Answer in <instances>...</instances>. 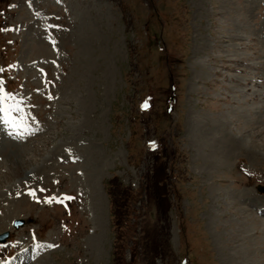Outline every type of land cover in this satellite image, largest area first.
Returning a JSON list of instances; mask_svg holds the SVG:
<instances>
[{
  "label": "rangeland",
  "instance_id": "rangeland-1",
  "mask_svg": "<svg viewBox=\"0 0 264 264\" xmlns=\"http://www.w3.org/2000/svg\"><path fill=\"white\" fill-rule=\"evenodd\" d=\"M0 89V264H264V0H0Z\"/></svg>",
  "mask_w": 264,
  "mask_h": 264
},
{
  "label": "snow or ice",
  "instance_id": "snow-or-ice-1",
  "mask_svg": "<svg viewBox=\"0 0 264 264\" xmlns=\"http://www.w3.org/2000/svg\"><path fill=\"white\" fill-rule=\"evenodd\" d=\"M11 98L8 93L0 89V112L3 113V120L11 128L20 130L29 127L23 119H19L12 114L13 109L19 111V105H8L6 100ZM147 107V104L144 105ZM154 146V144H153Z\"/></svg>",
  "mask_w": 264,
  "mask_h": 264
},
{
  "label": "bare ground",
  "instance_id": "bare-ground-1",
  "mask_svg": "<svg viewBox=\"0 0 264 264\" xmlns=\"http://www.w3.org/2000/svg\"><path fill=\"white\" fill-rule=\"evenodd\" d=\"M252 130H254V132L251 134L252 136L251 137H253V136H257L262 130H264V128H258L257 129V127H250ZM256 130V131H255ZM218 138H220V136L218 137ZM223 139V138H222ZM220 140V139H219ZM224 142V141H223ZM207 145V144H206ZM222 145H223V143H222ZM215 146V145H214ZM224 146V145H223ZM222 147V146H221ZM224 149V148H223ZM213 156V155H212ZM243 195V194H242ZM248 196H250V194L248 193L247 194V192L245 193V195H244V198H248ZM245 204V203H244ZM247 205V204H246ZM249 206H250V208H252L253 209V211L254 212H256V213H258V208L257 207H255L254 206V203L253 202H250V204L249 205H247L246 206V209L245 210H250V209H248L249 208ZM249 218L250 219H254L255 218V216L253 215V214H249ZM246 220H248V217H246L245 218ZM263 224V223H262ZM241 232V231H240ZM239 232V233H240ZM248 232V231H247ZM241 235V234H240ZM241 237L239 236V235H236V236H234V237H232V238H230V241H232V242H235L236 240H238V239H240ZM242 240H240L241 241V244H244L245 246H248V241H249V235L248 234H246V236H244V237H242L241 238ZM247 255L248 254H246V253H240L238 250L236 251V256H239V258H241V259H245V257H247ZM246 261H248L250 264H255L254 263V260H252L250 257H247L246 259H245ZM248 263V264H249ZM4 264V263H3ZM5 264H13V263H11V261L9 262V263H5Z\"/></svg>",
  "mask_w": 264,
  "mask_h": 264
},
{
  "label": "trees",
  "instance_id": "trees-1",
  "mask_svg": "<svg viewBox=\"0 0 264 264\" xmlns=\"http://www.w3.org/2000/svg\"><path fill=\"white\" fill-rule=\"evenodd\" d=\"M160 183H162V180H155V182H154V186H159V184ZM112 184V183H111ZM123 195H124V197H122L120 194H119V198L117 197V198H115L114 199V202L116 203L117 202V207H116V204H114L115 205V209H116V211L117 212H114L115 213V218H116V224L115 225H117V226H120L121 224H120V218H121V213H120V210L123 208V206H126L128 203H130V201H131V192H126L125 194L123 193ZM164 195H159V196H157V198H162ZM122 199H125V201H128L126 204H121L120 203V201L122 200ZM131 204V203H130ZM127 207V206H126ZM127 215V214H126ZM125 215H122V217H124ZM119 236L117 237V242H119L120 241V239H121V236H120V234L119 233H117Z\"/></svg>",
  "mask_w": 264,
  "mask_h": 264
},
{
  "label": "water",
  "instance_id": "water-1",
  "mask_svg": "<svg viewBox=\"0 0 264 264\" xmlns=\"http://www.w3.org/2000/svg\"><path fill=\"white\" fill-rule=\"evenodd\" d=\"M262 190L264 191V188H262ZM22 224H23L22 220H15L14 221V226L16 228H19ZM8 235H9L8 232L0 234V242H4L7 239Z\"/></svg>",
  "mask_w": 264,
  "mask_h": 264
}]
</instances>
